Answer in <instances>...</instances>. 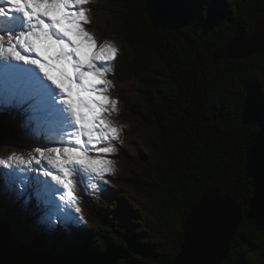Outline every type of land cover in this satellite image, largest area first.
Here are the masks:
<instances>
[{
  "label": "trees",
  "instance_id": "1",
  "mask_svg": "<svg viewBox=\"0 0 264 264\" xmlns=\"http://www.w3.org/2000/svg\"><path fill=\"white\" fill-rule=\"evenodd\" d=\"M99 6L120 45L116 76L138 81L143 104L129 105L151 121L150 148L141 152L150 180L139 194L158 202L170 223L163 233L168 251L157 264H173L184 221L209 190L231 198L242 213L223 264L264 263V95L258 78L264 54L217 58L230 39L249 35L264 20V0H100ZM12 117L22 128L0 124V147L43 145L23 135L25 119ZM83 202L95 230L68 251L47 242L52 233L33 235L29 243L13 238L9 221L18 212L0 202L6 212L0 264H156L150 245L97 219Z\"/></svg>",
  "mask_w": 264,
  "mask_h": 264
},
{
  "label": "rangeland",
  "instance_id": "2",
  "mask_svg": "<svg viewBox=\"0 0 264 264\" xmlns=\"http://www.w3.org/2000/svg\"><path fill=\"white\" fill-rule=\"evenodd\" d=\"M99 5L0 0V124L22 128L12 117L18 114L26 120L23 135L44 142L26 150L0 147V202L18 212L9 221L13 238L29 243L33 235L52 233L47 242L68 251L95 230L86 200L97 219L150 245L157 264L168 251L163 233L170 223L158 202L139 194L150 180L141 154L150 148L151 121L129 105L143 104L138 81L116 76L120 45ZM41 56L48 75L41 74ZM258 78L264 95V71ZM78 89L86 93L79 132L70 115L74 102L66 98Z\"/></svg>",
  "mask_w": 264,
  "mask_h": 264
},
{
  "label": "water",
  "instance_id": "3",
  "mask_svg": "<svg viewBox=\"0 0 264 264\" xmlns=\"http://www.w3.org/2000/svg\"><path fill=\"white\" fill-rule=\"evenodd\" d=\"M66 47H61L64 55ZM264 54V20L252 33L230 39L217 58L241 60ZM242 220L240 206L219 191H207L183 224V243L173 264H223Z\"/></svg>",
  "mask_w": 264,
  "mask_h": 264
}]
</instances>
